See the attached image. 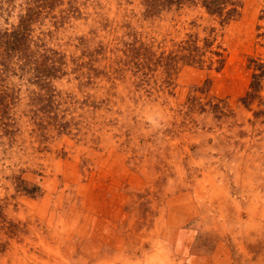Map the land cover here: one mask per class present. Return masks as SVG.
<instances>
[{
	"label": "rangeland",
	"instance_id": "1",
	"mask_svg": "<svg viewBox=\"0 0 264 264\" xmlns=\"http://www.w3.org/2000/svg\"><path fill=\"white\" fill-rule=\"evenodd\" d=\"M235 1L0 0L31 53L0 48V264H264V0Z\"/></svg>",
	"mask_w": 264,
	"mask_h": 264
},
{
	"label": "trees",
	"instance_id": "2",
	"mask_svg": "<svg viewBox=\"0 0 264 264\" xmlns=\"http://www.w3.org/2000/svg\"><path fill=\"white\" fill-rule=\"evenodd\" d=\"M150 3V9H156L159 7H169L174 3L177 5L182 4L184 0H148ZM200 4L207 10V12L211 15H216L221 17V22L223 24L229 22V20L234 19L239 14V6L240 2L235 0H198ZM28 18L30 15H27ZM28 24L24 17H21L19 23L14 26L11 30L3 29L0 31V48H3L4 55H9V59L11 56L17 55L20 53L23 61H26L30 58L31 53H29L28 45L24 44L28 40ZM0 64L3 65V70L0 69V73L2 71L7 70L9 67L8 62ZM263 64L261 63L260 66ZM263 67V66H262ZM1 68V67H0ZM56 67H49L47 74L51 73L55 70ZM1 75V74H0ZM4 103L3 96L0 94V106Z\"/></svg>",
	"mask_w": 264,
	"mask_h": 264
},
{
	"label": "bare ground",
	"instance_id": "3",
	"mask_svg": "<svg viewBox=\"0 0 264 264\" xmlns=\"http://www.w3.org/2000/svg\"><path fill=\"white\" fill-rule=\"evenodd\" d=\"M222 204V203H221ZM227 219V218H226ZM260 219V218H259ZM226 221V220H225ZM259 228V227H258Z\"/></svg>",
	"mask_w": 264,
	"mask_h": 264
}]
</instances>
